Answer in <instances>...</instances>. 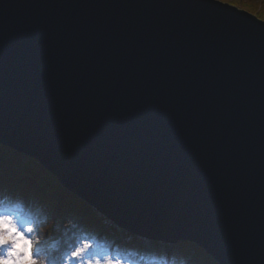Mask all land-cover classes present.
<instances>
[{"label": "water", "instance_id": "1", "mask_svg": "<svg viewBox=\"0 0 264 264\" xmlns=\"http://www.w3.org/2000/svg\"><path fill=\"white\" fill-rule=\"evenodd\" d=\"M0 143L124 230L264 264V21L219 0H0Z\"/></svg>", "mask_w": 264, "mask_h": 264}, {"label": "trees", "instance_id": "2", "mask_svg": "<svg viewBox=\"0 0 264 264\" xmlns=\"http://www.w3.org/2000/svg\"><path fill=\"white\" fill-rule=\"evenodd\" d=\"M0 209H19L24 218L37 223L40 243L35 258L46 257V264H64V257L85 242L132 262L143 259L139 249L123 246V234L109 220L63 187L35 159L1 143ZM159 263L218 264L187 241L178 242L174 251L165 252L152 264Z\"/></svg>", "mask_w": 264, "mask_h": 264}, {"label": "rangeland", "instance_id": "3", "mask_svg": "<svg viewBox=\"0 0 264 264\" xmlns=\"http://www.w3.org/2000/svg\"><path fill=\"white\" fill-rule=\"evenodd\" d=\"M219 1L228 3L239 9L246 10L249 13L256 16L257 18L264 21V16H263L264 15V4H262L260 0H219ZM50 175L52 174L50 173ZM52 177L54 176L52 175ZM20 216L24 220H26L28 224H30L33 227V232L27 233L26 235L28 236L29 239L33 241V245H34L33 252H34V258H35L36 248L38 244L40 243L39 236H38V225L33 219L27 220L26 218H24L21 213H20ZM114 226L116 227V230L118 232L123 234V236L120 239L123 246L128 245L129 246L128 248L140 250L141 257L143 258V259L141 258L142 260H140V262H137V263L134 261L132 262L129 259L120 257L118 255H113L111 253V250L109 249H103V248L96 247V246H93L90 249H88L82 258L73 260L71 258V253L77 247H82L83 244H79L76 248L73 249V251H71L64 257V261H65L64 264H83V262L90 260L93 257L100 256L101 251L103 252L104 255L110 256L113 261L119 260L121 264H152L154 263L155 260H157L159 256L162 257V254L164 255L165 252L167 251H174L175 248L177 247V243H169V242H163L161 240H153L150 238L135 235L116 225ZM21 230H23V228H21ZM148 260L151 263H148Z\"/></svg>", "mask_w": 264, "mask_h": 264}, {"label": "clouds", "instance_id": "4", "mask_svg": "<svg viewBox=\"0 0 264 264\" xmlns=\"http://www.w3.org/2000/svg\"><path fill=\"white\" fill-rule=\"evenodd\" d=\"M14 211L20 213L19 209ZM28 231H31V228ZM6 244H10L11 247L7 250V259L0 255V264H46L44 256H40L37 260L32 259L30 242L24 238L22 233L17 232L11 216L0 217V245ZM89 247L88 244L82 245L84 251ZM83 264H121V262L113 261L110 256L104 255L101 251L99 260L93 257Z\"/></svg>", "mask_w": 264, "mask_h": 264}, {"label": "snow or ice", "instance_id": "5", "mask_svg": "<svg viewBox=\"0 0 264 264\" xmlns=\"http://www.w3.org/2000/svg\"><path fill=\"white\" fill-rule=\"evenodd\" d=\"M5 216H11L14 222V226L17 230V232H20L23 234L24 238L27 239L30 242L31 245V256L33 260H37V258H34V252H33V241L31 239L28 238V236L26 235L27 233H32L33 232V227L27 223L26 220H24L21 216L20 213L12 210V209H0V217H5ZM21 228H23V230H21ZM31 228V231H28V229ZM83 244H88L90 245V247L88 249H90L92 247V245L90 243H83ZM11 247L10 244H6V245H0V255L3 256L4 259H7V250ZM87 249V250H88ZM84 251L82 249V247H77L72 253H71V258L73 260L76 259H80L83 257V255L87 252ZM36 256L39 255V252H36L35 254ZM96 259H100V256H96ZM91 260V259H90Z\"/></svg>", "mask_w": 264, "mask_h": 264}]
</instances>
